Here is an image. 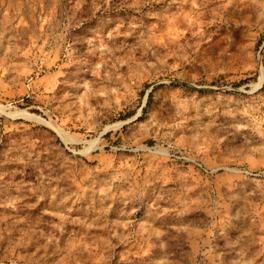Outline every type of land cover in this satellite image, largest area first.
I'll use <instances>...</instances> for the list:
<instances>
[{
  "label": "rangeland",
  "instance_id": "obj_1",
  "mask_svg": "<svg viewBox=\"0 0 264 264\" xmlns=\"http://www.w3.org/2000/svg\"><path fill=\"white\" fill-rule=\"evenodd\" d=\"M0 264H264V0H0Z\"/></svg>",
  "mask_w": 264,
  "mask_h": 264
},
{
  "label": "bare ground",
  "instance_id": "obj_2",
  "mask_svg": "<svg viewBox=\"0 0 264 264\" xmlns=\"http://www.w3.org/2000/svg\"><path fill=\"white\" fill-rule=\"evenodd\" d=\"M62 134V133H61ZM64 135V134H63ZM62 137V136H61Z\"/></svg>",
  "mask_w": 264,
  "mask_h": 264
}]
</instances>
